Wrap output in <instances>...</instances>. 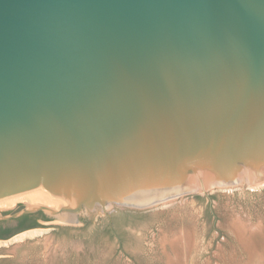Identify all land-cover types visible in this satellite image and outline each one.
<instances>
[{"label":"water","instance_id":"water-1","mask_svg":"<svg viewBox=\"0 0 264 264\" xmlns=\"http://www.w3.org/2000/svg\"><path fill=\"white\" fill-rule=\"evenodd\" d=\"M263 182L264 0H0V221Z\"/></svg>","mask_w":264,"mask_h":264},{"label":"rangeland","instance_id":"rangeland-1","mask_svg":"<svg viewBox=\"0 0 264 264\" xmlns=\"http://www.w3.org/2000/svg\"><path fill=\"white\" fill-rule=\"evenodd\" d=\"M33 204H0V213ZM106 212L79 224L39 219L0 239V264H264V183Z\"/></svg>","mask_w":264,"mask_h":264},{"label":"trees","instance_id":"trees-1","mask_svg":"<svg viewBox=\"0 0 264 264\" xmlns=\"http://www.w3.org/2000/svg\"><path fill=\"white\" fill-rule=\"evenodd\" d=\"M38 219L47 220L46 216L41 211H38L19 217L17 219L19 225L16 227H7L5 226L7 225L5 221H0V239H7L21 231L39 227Z\"/></svg>","mask_w":264,"mask_h":264},{"label":"bare ground","instance_id":"bare-ground-1","mask_svg":"<svg viewBox=\"0 0 264 264\" xmlns=\"http://www.w3.org/2000/svg\"><path fill=\"white\" fill-rule=\"evenodd\" d=\"M264 183V182H263ZM210 188V187H209ZM207 187L205 188H202V189H199V190H205V189H209ZM212 189V188H211ZM35 203V205L37 204H40V205H46L48 207H51V208H58L60 205L48 200V199H40V200H31V203ZM34 205V204H33Z\"/></svg>","mask_w":264,"mask_h":264},{"label":"flooded vegetation","instance_id":"flooded-vegetation-1","mask_svg":"<svg viewBox=\"0 0 264 264\" xmlns=\"http://www.w3.org/2000/svg\"><path fill=\"white\" fill-rule=\"evenodd\" d=\"M18 225H19V223L16 222V224H14V225H5V226H7V227H16V226H18Z\"/></svg>","mask_w":264,"mask_h":264},{"label":"crops","instance_id":"crops-1","mask_svg":"<svg viewBox=\"0 0 264 264\" xmlns=\"http://www.w3.org/2000/svg\"><path fill=\"white\" fill-rule=\"evenodd\" d=\"M39 220V219H38Z\"/></svg>","mask_w":264,"mask_h":264}]
</instances>
